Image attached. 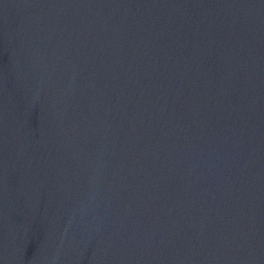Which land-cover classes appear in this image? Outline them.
I'll return each instance as SVG.
<instances>
[{"label": "water", "instance_id": "1", "mask_svg": "<svg viewBox=\"0 0 264 264\" xmlns=\"http://www.w3.org/2000/svg\"><path fill=\"white\" fill-rule=\"evenodd\" d=\"M264 0H0V264H263Z\"/></svg>", "mask_w": 264, "mask_h": 264}]
</instances>
